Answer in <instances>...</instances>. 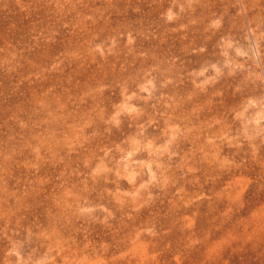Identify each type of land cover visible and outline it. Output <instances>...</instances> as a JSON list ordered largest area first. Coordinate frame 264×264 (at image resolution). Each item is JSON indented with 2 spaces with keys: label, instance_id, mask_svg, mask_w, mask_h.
<instances>
[{
  "label": "rangeland",
  "instance_id": "obj_1",
  "mask_svg": "<svg viewBox=\"0 0 264 264\" xmlns=\"http://www.w3.org/2000/svg\"><path fill=\"white\" fill-rule=\"evenodd\" d=\"M0 264H264V0H0Z\"/></svg>",
  "mask_w": 264,
  "mask_h": 264
}]
</instances>
